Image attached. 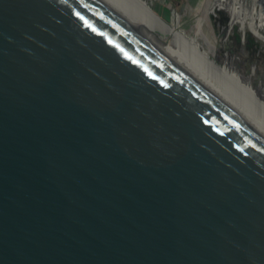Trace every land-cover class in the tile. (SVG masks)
I'll list each match as a JSON object with an SVG mask.
<instances>
[{
	"label": "water",
	"instance_id": "95a60500",
	"mask_svg": "<svg viewBox=\"0 0 264 264\" xmlns=\"http://www.w3.org/2000/svg\"><path fill=\"white\" fill-rule=\"evenodd\" d=\"M0 264H264V132L104 0H0Z\"/></svg>",
	"mask_w": 264,
	"mask_h": 264
},
{
	"label": "rangeland",
	"instance_id": "374dc122",
	"mask_svg": "<svg viewBox=\"0 0 264 264\" xmlns=\"http://www.w3.org/2000/svg\"><path fill=\"white\" fill-rule=\"evenodd\" d=\"M107 1L117 8L112 3L114 0ZM144 1L169 25L178 31L183 30L186 39L195 36L193 28L199 17L203 18L201 29L214 45L212 58L217 64L223 67L225 65L228 74H235L239 84L248 85L250 92H252L250 103L245 105L239 101L237 94L243 93L240 88H234V93H237L235 95L225 92V84L231 86L230 83L232 82L228 79L219 80V72L216 70L207 68L203 71L198 68L197 73L193 67L189 66L190 69L204 81H207L214 92L222 95L247 119L255 118L260 123L257 115L259 113L262 115L264 111V39L259 40L251 28L255 23H262L259 31L264 36V13H258L259 5L255 4L253 0H225L222 7L211 10L210 6L214 0ZM131 3L132 1H130ZM231 6H235V20L232 23ZM259 15L262 16L260 21L258 20ZM155 26L154 30L160 35L164 44L178 49V39L158 27V24L155 23ZM197 41L203 47L206 46L202 38L198 37ZM260 129L264 130V127H260Z\"/></svg>",
	"mask_w": 264,
	"mask_h": 264
},
{
	"label": "bare ground",
	"instance_id": "6f19581e",
	"mask_svg": "<svg viewBox=\"0 0 264 264\" xmlns=\"http://www.w3.org/2000/svg\"><path fill=\"white\" fill-rule=\"evenodd\" d=\"M104 1L107 4H109L111 8H113L115 11L121 14L131 24L136 26L143 34H145L150 39V41L157 48H159L163 53L167 54L170 58L175 60V62H177L183 69H185L189 74H191L194 78H196V80L201 82L205 87L212 90V88L210 87V84L207 81H204L197 74L198 68L199 70H203V71L204 69L211 68L213 70H216V72H219V75H218L219 80L222 81L224 79L226 80L228 79L229 81L232 82L230 83L231 86H228V84L226 86L225 84L226 82L224 83L225 92L235 95L236 92L234 93V88L235 89L240 88L241 90H243V93L241 92V95L236 93L237 95H239L238 97L239 101H241L242 103H245V105L247 103H250V100H251L250 97H251L252 92H250L248 85L239 84L238 79L235 76V74H228L226 70L227 67L225 65L223 67L217 64L212 58L214 54V45L207 38V35L201 29V21L203 18L199 17L198 22L193 28L195 36H191L186 39V37H184L183 35L184 34L182 32L183 30L178 31L174 27L169 25L167 22H165V20H163L156 12H154V10L144 0H114L112 3L121 11L115 8L109 1L107 0H104ZM130 1H132L131 4H130ZM223 1L225 0H214L210 6V9L213 10L216 7H222L224 5ZM253 1H255V4L259 5L258 13H261V12L264 13V0H253ZM230 10H231V16H232L231 18V23H232L235 20V14H234L235 6H231ZM261 18L262 16L259 15L258 20L260 21ZM155 23L158 24V27H161L164 31H166L167 33H170L171 35H173L174 38L178 39V49H174L172 46L164 44L160 35L156 33V31L154 30V28H156ZM259 27H262V23H255L253 26H251L253 33L256 34L257 38L259 40H263L264 36L260 33ZM198 37L204 40V43L206 45L205 47H203L197 41ZM187 57L189 60L187 59ZM189 66L193 67L197 73H195L192 69H190ZM212 91L214 92V90ZM214 93L217 96L225 100V98L222 95H219L216 92ZM232 108L234 107L232 106ZM234 109L239 114H241L244 118H246L247 121H249L251 124H253L257 128L259 126L261 128L264 127V111L262 112V115L260 113L257 115L259 120L261 121L259 123V121L257 122L255 118L247 119V117H245L239 110H237L236 108Z\"/></svg>",
	"mask_w": 264,
	"mask_h": 264
}]
</instances>
